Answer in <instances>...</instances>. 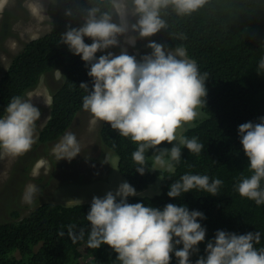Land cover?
Masks as SVG:
<instances>
[{"label": "clouds", "instance_id": "obj_1", "mask_svg": "<svg viewBox=\"0 0 264 264\" xmlns=\"http://www.w3.org/2000/svg\"><path fill=\"white\" fill-rule=\"evenodd\" d=\"M53 4L59 0H52ZM208 0H78L76 7L64 9V15L78 21L69 23L61 33V43L80 56L88 68V83L80 87L87 92L82 108L111 129L136 144L132 159L136 172L163 170L175 173L183 149L199 154L204 145L197 137L180 136L178 129L193 126L199 109L207 103L206 81L185 46L174 48L149 39L162 30H170V13L190 17ZM173 39L184 40L180 32H170ZM86 38L91 43H86ZM140 40L151 49L133 54ZM119 49V52L112 51ZM97 53L101 55L97 56ZM264 72V56L258 61L257 73ZM41 112L30 100L14 96L0 115V159L20 157L35 143L37 121ZM238 135L250 175L242 176L235 185L241 197L264 205V116L258 122L238 126ZM163 142L171 147H160ZM59 160L69 162L81 153L73 132L66 131L55 146ZM151 151V155L147 153ZM151 157L153 167L147 169ZM165 179L163 175L159 177ZM220 178L207 174L184 173L169 185L167 196L179 198L192 190H203L216 196L223 185ZM39 189L29 184L22 200L31 204ZM137 195L128 181L103 196H93L86 220L90 223L87 244L98 249L108 245L120 264H264V247L259 231L238 234L217 230L206 241L207 217L187 205L167 203L163 207L130 203ZM206 242L204 254L200 244ZM198 256L193 260V256Z\"/></svg>", "mask_w": 264, "mask_h": 264}, {"label": "trees", "instance_id": "obj_2", "mask_svg": "<svg viewBox=\"0 0 264 264\" xmlns=\"http://www.w3.org/2000/svg\"><path fill=\"white\" fill-rule=\"evenodd\" d=\"M77 2L59 0L55 4L54 28L25 44L0 77V115H3L12 97L24 98L46 73L61 71V81L52 89L50 117L38 135V144L46 146L58 142L83 110L82 98L87 92L80 84L86 82L91 88L85 62L61 43V33L69 23L72 26L78 23L66 17L64 9L76 7ZM166 18L170 30H162L149 39L168 48L182 44L197 61L200 71L209 74L207 103L202 105L206 117L184 133L188 138L197 137L205 147L199 154L183 149L182 159L171 176L163 170H146L140 175L132 159L136 144L102 122L98 131L102 153L118 156L120 173L136 190L148 188L161 175L165 177L160 194L129 197L130 203L143 202L155 207L170 202L187 205L207 217L202 221L207 228L206 241L217 230L238 234L259 231L261 243L257 247H264V205L257 206L241 197L235 188L242 176L250 175L238 126L258 122L264 116V75L257 73L258 61L264 56V0H208L190 17L170 13ZM170 32L183 33L185 39H173ZM86 43L91 41L86 38ZM170 146L163 142L160 147ZM102 153L95 160H103ZM49 157L55 162L54 157ZM145 167H153L150 156ZM186 172L207 174L224 183L216 196L194 189L179 198H169V185ZM38 198L23 205L26 209L33 207L26 216L22 217V211L14 203L12 219L0 222V264H120L110 246L95 249L87 244L90 223L86 214L91 202L64 206L53 199L38 202ZM199 247V255H203L206 242Z\"/></svg>", "mask_w": 264, "mask_h": 264}, {"label": "rangeland", "instance_id": "obj_3", "mask_svg": "<svg viewBox=\"0 0 264 264\" xmlns=\"http://www.w3.org/2000/svg\"><path fill=\"white\" fill-rule=\"evenodd\" d=\"M56 13L52 0H0V77L25 44L54 28ZM146 43V40L138 41L136 49L129 48V52H150ZM112 51L118 53L119 49ZM61 75L60 70L46 73L40 84L24 96L39 108L41 119L37 121L35 143L28 152L20 157L5 156L0 159V222L12 219L14 203L18 204L22 217L33 209L30 206L28 209L23 208L24 204H28L22 200V196L29 184L39 189L34 200L39 196L44 199L38 198V202L53 199L64 206H72L89 203L93 196H103L126 181L118 168V156L102 153L98 131L103 121L84 109L68 130L76 135L81 147V153L74 159L58 162L59 157L54 149L61 139L51 146L38 144L39 132L50 117L52 89L59 85ZM205 117L201 106L199 116L191 122L192 125ZM188 128L178 129V134L184 136ZM100 152L104 156L103 160H95ZM49 155L55 158V162ZM159 177L148 188L137 190L136 196L153 197L160 194L162 180Z\"/></svg>", "mask_w": 264, "mask_h": 264}]
</instances>
